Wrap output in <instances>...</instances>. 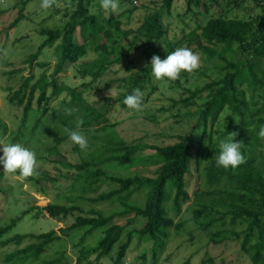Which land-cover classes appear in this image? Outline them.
Masks as SVG:
<instances>
[{"label":"rangeland","instance_id":"1","mask_svg":"<svg viewBox=\"0 0 264 264\" xmlns=\"http://www.w3.org/2000/svg\"><path fill=\"white\" fill-rule=\"evenodd\" d=\"M88 12H102L109 15L100 8L99 0H55L53 8L47 12L39 8L40 0H0V143H19L30 148L36 153L38 161V175L23 178L21 176L0 173V228L16 221L10 232L0 237V264H75L80 247L77 246L80 233H74L70 237L60 238L48 246V252L41 255L38 261L29 258L30 253H23L26 248L38 244L36 236L54 232L59 236V230L68 227L73 222V217L66 219H52L44 214L37 215V209L45 207L49 203L67 205L73 197L91 198L109 188L107 183L99 189L83 190L78 184L71 180L76 178L72 166L83 161H90V154L101 151L103 141L115 133L117 137L126 143H140L141 145L159 146L170 145L177 141V137L187 134L191 129H196L197 138L201 137V127L197 126V113L207 97L193 103H182L188 97L187 91H195L203 88L206 84L221 79L225 73V64L215 59L205 62L197 47L191 43L183 42L181 47H188L200 56V67L192 72H181L175 81H158L151 75L149 64L154 54L167 55L169 46L185 37L197 26H204L206 21L214 16L226 4L232 0H217L216 6L205 12L190 6L186 13L187 0H174L168 13L163 12L161 24L165 31L164 36L157 42L146 43V54L143 50H132L129 43L137 35L143 19L153 12L158 11L162 0H119V9L111 13L117 25H111L109 31L111 37L107 44V54L115 57L126 54L121 63L104 71L96 80H92L82 71L99 59L100 51L97 43H91L86 47V55L73 65L66 64L63 70L54 78L57 86L74 89L87 104L98 113L105 114L107 124L100 128H92L83 131L88 139V149L81 151L66 137L64 127L55 121L52 115L39 120L36 127L35 118L39 109L33 101L32 109L28 115L21 137L13 141V136L18 128L22 117V107L19 108L7 101V89L13 92L17 89L23 79L30 75L33 81L31 86L42 74L51 80V74L59 56L55 53V46L46 48L38 58V63L46 64L44 68L32 66L23 67V61L35 53L44 38L40 35L42 30L62 29L69 21L70 14L78 2ZM209 4L206 0H201ZM264 3V0H258ZM25 5H23V3ZM227 8L226 10H229ZM22 11L21 20L12 26L19 11ZM229 19L241 20L249 24L252 30L264 25V20L259 18V12L252 2L245 3L239 9H230L226 13ZM227 60H232L226 56ZM24 68L22 74H11L13 71ZM264 69V65H263ZM133 79L132 82L129 80ZM135 88H140L144 93V107L142 111L134 112L126 108L123 103L124 97ZM50 88L47 96H50ZM38 94L35 95V98ZM251 99V92L247 86L238 87V97L246 102L250 100L255 106L250 105L245 112L244 119L234 115L228 108L220 114L217 123L212 127V143L216 150L224 135L227 122L233 127L243 123L242 129L245 133L252 135V139L242 144V153L247 159L255 156L261 162L264 175V138L257 135V117L254 111L263 109L259 117L264 116V100ZM62 102L68 104L69 97L65 93L60 94L47 104L49 112L57 111V104L62 107ZM76 109V108H75ZM75 114V113H74ZM209 132V129L207 130ZM238 137L237 135L234 139ZM254 138L258 140L255 141ZM206 139V137H204ZM137 156L148 159L152 164L141 165L131 169H118L109 167L105 170L107 176L127 178L132 176L154 177L158 168V158L154 151L146 149L140 151ZM204 190L201 170L193 169L187 182L189 201L185 203L179 215L172 209L171 200L165 205L167 216L173 220L174 226L168 232V239L164 241L163 251L158 252L157 264H251L249 257L240 252L239 244L235 241H225L221 244L210 243V234L220 230V227L202 231L200 223L212 218L214 214L202 211L194 192ZM145 200L144 192L134 193L130 203L141 206ZM78 206L86 212L89 210L85 202H78ZM117 204H108L96 208V211L109 215L117 212ZM26 214V215H25ZM216 216V215H215ZM119 224L124 225L126 220L120 219ZM141 219L128 227L115 245L109 255L100 261L90 258L82 264H113V260L120 244L125 242V235L134 229L140 228ZM13 236H24L19 244H5ZM102 237V230L96 231L87 238L84 247H90ZM152 243L146 238L135 237L121 264H149L152 253ZM144 255L145 260L140 256Z\"/></svg>","mask_w":264,"mask_h":264},{"label":"trees","instance_id":"2","mask_svg":"<svg viewBox=\"0 0 264 264\" xmlns=\"http://www.w3.org/2000/svg\"><path fill=\"white\" fill-rule=\"evenodd\" d=\"M173 1L162 0L160 9L143 19L137 35L129 43V48L135 51L142 49L146 54V43L157 42L164 36L165 31L160 20L163 12L170 11ZM206 1L208 5L201 0H187L186 13L191 5L205 12L216 6L217 0ZM249 1L258 10L259 18L264 20V3L258 0H232L229 5L219 8L214 18L207 20L204 26H197L168 48L167 54L181 47L186 41L187 44L191 43L197 47L205 62L219 59L225 64V73L221 79L210 82L201 89L187 91L188 97L182 100V103L188 104L200 100L203 96L207 97L197 113V126L202 129L201 137L197 138L196 129L193 128L187 134L178 136L173 144L148 146L140 143H126L115 133H110V136L103 141L101 151L90 154V161H83L72 166L76 172V178L71 180L83 190L94 191V187L95 190L99 189L105 185V182L109 188L91 198L73 197L67 205L49 203L45 207L38 208L37 215L42 213L54 220L73 217V222L59 230V236H55L54 232L36 236L35 239L40 242L29 246L23 253H30L29 258L34 262L38 261L41 255L48 252V246L51 243L79 232L77 246L81 249L75 264L88 262L90 258L100 261L121 241L124 231L133 225L136 219H141L140 228L132 229L125 235V242L119 245L113 264H121L135 237L151 241L152 253L149 264H157L158 252L163 251L168 232L175 227L173 220L167 216L165 205L171 200L174 213L179 215L182 206L190 199L187 182L193 169L196 172L201 170L204 188L202 192H194V198L197 199L202 211L214 214L212 218L200 223L199 226L202 231L220 227V230L210 234V243L217 245L225 241H235L239 244L240 252L249 257L251 264H264V175L261 162H258L255 156H250L236 169L226 170L217 167L215 156L218 150L215 149L211 136L212 127L225 108L244 119L249 106H255L252 100L246 102L238 97V87L247 86L251 92V99H254L256 94V98L264 100V25L252 30L248 23L226 17L230 9H239ZM229 7L230 9L226 10ZM21 18L20 10L12 26L16 25ZM117 24L111 13L107 16L100 11L90 14L83 2L79 1L70 14L69 21L61 30L46 29L40 32L44 40L35 53L23 61V67L27 66L29 72L32 66L44 68L46 64L38 63L37 60L44 49L54 46L59 59L53 68L51 80L42 74L29 86V83L33 81L30 75L17 85L14 92V88L6 90V98L10 104L18 108L23 105L22 117L14 133L13 141L21 137L33 101L39 109V114L34 120V128L39 120L49 114L64 128L74 127L77 116L84 119L82 130L85 131L107 124L105 114L93 110L74 89L57 86L54 78L66 64L73 65L82 59L86 55V47L98 41L99 59L84 66L82 71L92 80H96L104 71L120 64L125 53L115 57L106 55L107 44L111 37L109 27ZM154 55L163 58V56ZM226 56L231 57L232 60H227ZM24 68L13 71L11 74L20 75L25 71ZM132 81L131 78L129 82ZM49 88L51 94L47 96ZM62 93L69 97L68 104L62 102V107L76 108L75 114L68 116L62 110L51 113L47 110L48 102ZM36 94L38 96L35 98ZM262 110L254 111L257 117V132L261 126H264V116L259 117ZM243 125L241 123L234 128L231 122H227L224 135L238 132L235 140L241 141L242 144L250 141L252 135L244 132ZM254 140L258 139L254 138ZM146 149L154 151L158 158V168L154 177L135 175L119 178L106 175L104 169L109 167L127 170L152 164L148 159L137 156L140 151ZM141 191L145 193L143 204L132 205L130 203L132 195ZM78 202H85L89 210L84 212L78 206ZM108 204H117L119 210L109 215L96 211V208ZM120 219L126 220V223L119 224ZM17 220L19 219L12 220L9 225L0 228V237L10 232ZM98 230H102V237L93 246L84 247L87 238ZM24 238V236H13L5 244H19ZM140 259L144 261L145 256L141 255Z\"/></svg>","mask_w":264,"mask_h":264},{"label":"clouds","instance_id":"3","mask_svg":"<svg viewBox=\"0 0 264 264\" xmlns=\"http://www.w3.org/2000/svg\"><path fill=\"white\" fill-rule=\"evenodd\" d=\"M55 0H40L39 8L47 12L53 8ZM100 8L105 12L114 13L119 9V0H99ZM200 56L188 47H177L168 53L162 60L159 56L153 55L149 64L151 65V75L158 81H175L181 72L192 73L200 67ZM145 93L140 88H135L130 94L124 97L123 103L127 109L139 112L144 107ZM58 110H62L65 115L71 116L77 109L71 107H61L57 104ZM84 119L77 116L74 127L65 128L64 131L73 145L81 151L88 149V139L83 134L82 125ZM236 132H230L227 138L221 139L218 144V152L215 156V165L223 169H236L246 162L242 153V142L237 141ZM258 137L264 138V126H261ZM0 168L2 171L19 175L23 178L38 175V161L36 153L19 143H0Z\"/></svg>","mask_w":264,"mask_h":264}]
</instances>
